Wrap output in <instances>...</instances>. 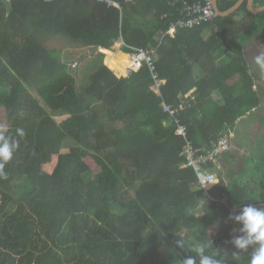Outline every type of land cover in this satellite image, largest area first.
<instances>
[{
  "label": "trees",
  "instance_id": "obj_1",
  "mask_svg": "<svg viewBox=\"0 0 264 264\" xmlns=\"http://www.w3.org/2000/svg\"><path fill=\"white\" fill-rule=\"evenodd\" d=\"M171 1L0 0V130L19 142L0 173V264H181L195 254L180 239L248 264L251 249L232 260L227 217L264 204V150L226 177L232 151L206 164V189L184 152L262 106L244 52L264 12L244 3L172 37ZM131 48L154 51L156 71L122 77Z\"/></svg>",
  "mask_w": 264,
  "mask_h": 264
},
{
  "label": "clouds",
  "instance_id": "obj_2",
  "mask_svg": "<svg viewBox=\"0 0 264 264\" xmlns=\"http://www.w3.org/2000/svg\"><path fill=\"white\" fill-rule=\"evenodd\" d=\"M123 48L122 44L120 50H123ZM129 56L131 57V55ZM258 62L264 67V58H261ZM139 70H128L127 77L132 72ZM162 82V85L165 84V81ZM154 86L153 91L159 94L160 91H156ZM6 132L7 129L0 130V173H3L5 166L13 158L14 152L19 147L18 140L10 134H5ZM16 135L23 137L25 132L22 128H17ZM227 219L234 225L231 229L230 239L227 241L234 249L231 253L232 260L239 261L241 253L251 249L248 264H264V208L247 204L239 208L238 211L230 213ZM176 243L178 247L186 248L195 254L181 259V264H197V262L198 264H224L226 256L221 257L219 251H212L209 254L208 248L210 245L207 243L196 246L194 249L186 245L181 239ZM225 253L227 252L225 251Z\"/></svg>",
  "mask_w": 264,
  "mask_h": 264
},
{
  "label": "built area",
  "instance_id": "obj_3",
  "mask_svg": "<svg viewBox=\"0 0 264 264\" xmlns=\"http://www.w3.org/2000/svg\"><path fill=\"white\" fill-rule=\"evenodd\" d=\"M177 3L181 5L178 10V14L180 15L181 19L172 24L171 28L169 29L168 34H170L172 37L175 36L178 30H192L202 23L209 21L213 22V20L218 16L217 12L215 11V0H173L170 2V5L172 7H176ZM115 6L117 5L115 4ZM132 49L136 51V53H133L131 58L138 66V70L141 69L143 65L147 64L152 72L156 71L154 51L138 50L136 48ZM154 79L156 80L154 86L155 90L159 91V88L163 82L157 80L156 75H154ZM164 110L165 112H169L171 115H174L175 113L168 107H165ZM179 134L186 136L184 127L180 128ZM233 137L234 131L232 129H227L224 134L218 138V140L211 144V148L208 151H195L192 146H187L184 152V155L188 161L187 166L192 167L195 170L200 184L204 189L213 184L217 179V176L210 173L205 165L208 163L217 164L224 154L229 153L232 149ZM253 206L264 208V204ZM238 210L239 209H231L230 213Z\"/></svg>",
  "mask_w": 264,
  "mask_h": 264
},
{
  "label": "rangeland",
  "instance_id": "obj_4",
  "mask_svg": "<svg viewBox=\"0 0 264 264\" xmlns=\"http://www.w3.org/2000/svg\"><path fill=\"white\" fill-rule=\"evenodd\" d=\"M118 45L121 46L122 44L118 43ZM119 51L122 52L120 48L115 50L112 49L113 53H117ZM101 52L106 55L105 51ZM80 56L81 55H75L73 60L77 61ZM88 60H92V58ZM124 75L126 76V74ZM251 115V118L244 123L243 127H241V131L237 132L236 130L234 134L231 157L224 158L225 164L223 160V162H220V164L223 165L222 171H225V174L223 172V176L225 177L228 175L229 171L230 175H234L235 171L244 168L245 165L252 167L254 164H257L259 158L254 159V161L251 162H248V160L257 156L256 154L260 153L259 151L264 150V109H260L256 113L253 112ZM55 116V119L61 123L62 120H60L61 117H58L59 114H55ZM256 126L260 128L256 129ZM251 147H254V151H251ZM248 148H251V150H246ZM238 174L239 172L235 173V175ZM94 176L95 174H90L89 177L94 178Z\"/></svg>",
  "mask_w": 264,
  "mask_h": 264
},
{
  "label": "crops",
  "instance_id": "obj_5",
  "mask_svg": "<svg viewBox=\"0 0 264 264\" xmlns=\"http://www.w3.org/2000/svg\"><path fill=\"white\" fill-rule=\"evenodd\" d=\"M264 0H254L253 2V8H261L264 7V4H261ZM248 0H243L242 5L244 3H246V7H247V11H249V8H251L250 6H248ZM241 5V6H242ZM264 11L260 12V13H255V15L257 14H261ZM252 13V12H250ZM254 14V13H252ZM245 17V12H241V14H239L238 19ZM264 21V18L263 20ZM253 33H252V37H251V45H249L248 47H246L244 55L245 58L248 62V64L250 65V69L251 72L254 75V80L256 83V87L255 90H259L260 95L262 96V106H260L259 109L255 110V113L260 110V109H264V67L261 66V64L258 62L261 58H264V26H262L261 24H259V22H256L253 25ZM231 54V53H230ZM227 54V52H225L222 57H220V60L229 62L231 61V55ZM253 113V112H251ZM251 113H249L247 116L243 117L238 126L236 127V129L234 130V134L237 130V132L241 131V127L244 126V123L246 121H248L251 118ZM249 117V118H248ZM232 149H233V141H232ZM250 148L246 149L249 150Z\"/></svg>",
  "mask_w": 264,
  "mask_h": 264
},
{
  "label": "water",
  "instance_id": "obj_6",
  "mask_svg": "<svg viewBox=\"0 0 264 264\" xmlns=\"http://www.w3.org/2000/svg\"><path fill=\"white\" fill-rule=\"evenodd\" d=\"M243 0H239L232 8H230L229 10L222 12L219 10V6H218V0H215V11L217 12L219 17L225 18L228 17L230 15H232L233 13H235L236 11H238L242 5ZM253 2L254 0H248V6H250L251 8H249V11L252 13H260L262 11H264V7L261 8H253Z\"/></svg>",
  "mask_w": 264,
  "mask_h": 264
},
{
  "label": "bare ground",
  "instance_id": "obj_7",
  "mask_svg": "<svg viewBox=\"0 0 264 264\" xmlns=\"http://www.w3.org/2000/svg\"><path fill=\"white\" fill-rule=\"evenodd\" d=\"M135 66H137L134 61L132 60L131 57H129V60L127 61V63L124 66L123 72L121 73L122 77H127L128 75V70H132ZM123 74V75H122ZM126 74V76L124 75Z\"/></svg>",
  "mask_w": 264,
  "mask_h": 264
}]
</instances>
